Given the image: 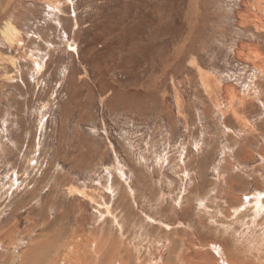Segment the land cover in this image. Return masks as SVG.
Returning <instances> with one entry per match:
<instances>
[{"label": "rangeland", "instance_id": "obj_1", "mask_svg": "<svg viewBox=\"0 0 264 264\" xmlns=\"http://www.w3.org/2000/svg\"><path fill=\"white\" fill-rule=\"evenodd\" d=\"M263 25L264 0H0V264H264Z\"/></svg>", "mask_w": 264, "mask_h": 264}, {"label": "bare ground", "instance_id": "obj_2", "mask_svg": "<svg viewBox=\"0 0 264 264\" xmlns=\"http://www.w3.org/2000/svg\"><path fill=\"white\" fill-rule=\"evenodd\" d=\"M259 1H261V0H259ZM258 16V18H259V15H257L256 14V17ZM263 16V15H262ZM261 19V18H260ZM262 20V19H261ZM259 21V20H256V21H259L260 22V24H262V21ZM258 23V22H257ZM264 26V25H263ZM14 32V30H13V27H9V29L8 30H6L5 32H4V36L6 37V39L7 40H11V39H13L12 37H13V33ZM18 35V34H17ZM18 37V36H17ZM13 41V40H12ZM255 53H257V51L255 52ZM258 54V53H257ZM258 55H260V54H258ZM261 56V55H260ZM259 56V57H260ZM258 57V58H259ZM261 60V59H260ZM264 60V59H263ZM202 74H205V73H202ZM207 76V75H206ZM204 77H205V75H204ZM208 77V76H207ZM206 80H207V78H206ZM244 240V239H243ZM246 243V242H245ZM251 244V243H250ZM248 245V244H247ZM76 250V249H75ZM220 250V249H219ZM245 251V250H244ZM13 253V252H12ZM159 253H160V251H159ZM243 253V252H242ZM255 253V252H254ZM95 254V253H94ZM110 254V253H109ZM223 254V253H222ZM230 254V253H229ZM236 255V254H235ZM244 255V254H243ZM258 255H259V253H258ZM233 256V255H232ZM248 256V255H247ZM253 256V255H252ZM256 256V255H255ZM219 257V256H218ZM250 257V256H249ZM259 257V256H258ZM96 258V257H95ZM110 258V257H109ZM246 258V257H245ZM255 257H253V259H254ZM260 258V257H259ZM99 259V258H98ZM217 259H219V258H217ZM231 259V258H230ZM233 259V258H232ZM231 259V260H232ZM258 259V258H257ZM39 260V259H38ZM234 260V259H233ZM232 260V261H233ZM261 260V259H260ZM254 261H257V260H254ZM241 262V261H240ZM243 262V261H242ZM246 262H248L247 260H246ZM246 262L244 263V264H246ZM250 262V261H249ZM252 262H253V260H252ZM262 262V261H261ZM260 262V263H261ZM223 263V262H222ZM230 263V262H229ZM91 264V263H90ZM101 264V263H100ZM141 264V263H140Z\"/></svg>", "mask_w": 264, "mask_h": 264}]
</instances>
